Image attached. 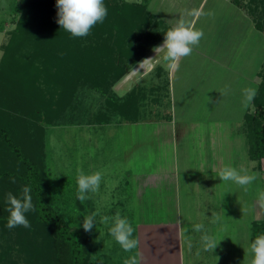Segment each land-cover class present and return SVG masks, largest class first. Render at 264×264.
Listing matches in <instances>:
<instances>
[{
  "label": "rangeland",
  "instance_id": "1",
  "mask_svg": "<svg viewBox=\"0 0 264 264\" xmlns=\"http://www.w3.org/2000/svg\"><path fill=\"white\" fill-rule=\"evenodd\" d=\"M17 1L18 0H0V65L5 52L4 47L10 40V32L12 33L16 30L20 22V13L15 12ZM109 1L140 4L139 0ZM234 1H237L240 6H243L246 12H248L249 17L254 20L258 30L264 35V0ZM143 4H146V2ZM222 5L223 3L219 0H209L204 10L203 18H201L200 21L204 22V17L210 16V18L213 17L214 20L218 22V12H214L213 10L215 7H221ZM110 13L108 11V15L103 23L97 24L91 30L90 34L85 37H72L68 32L58 26V29H55V31H59L60 29L64 37L61 39L52 38L53 43L51 45L47 44L49 41H47V39L45 40L44 36L42 39L35 38L34 41L36 44H32L25 50H22L25 51L26 54L20 52L15 55V57L12 56L11 59V53L7 51L9 54L8 60L11 61V64H16L20 61L21 67L19 65H12L11 68L7 64L6 69H9V71H13V69L20 71L23 76L30 73V75L24 77L25 79L33 76L31 75L33 74V69L40 68L41 71L43 70L45 73H48L50 70L54 71L55 68L61 67V61L58 60L54 64V67H52L53 69L48 68L52 64L50 61L53 59V57L51 58L52 49L55 50L57 47L66 48L71 50V52H73V49H78L82 50V53H84V60H79L77 64H75V62H70L71 64L68 63L69 70L66 71V74L67 72L70 73L74 80L68 82L64 87H62L64 84L60 83L58 87H55L58 89V93L66 95L62 102L58 101L55 104L54 113L46 115L48 119L44 118L43 121H39L36 118L35 106L38 103H35V101L36 98L40 99L36 94H30L29 96L26 95L20 98L13 96L12 100L9 102L13 109L11 113L13 117V119H11V124L15 125L17 129L11 131L15 138L14 140L19 148L21 150L23 149L25 156L32 157L31 159H36V161L43 163V173L47 175V183H49L51 189L56 193V197L53 199L51 198L50 203L59 214L66 219V222L74 228L82 227L81 224L84 218L89 215L87 203L91 200L94 201L93 195H95V193L96 196L100 195L101 197L94 201L96 205L97 203L99 204L95 208H98L100 212H108L112 208L110 205V202L113 200V198L110 197L112 193L110 188L112 185L117 183L126 184L129 182L128 193L129 196H132V189L138 184L137 179L141 180L143 178V181L152 182L156 180L154 177H157L158 173L169 172L170 169H173L171 154L173 153V143L168 140L171 133L155 132L158 127L151 125L128 126L125 127L123 134L119 132V134L117 133L113 136V139H108L107 137L111 132H108L109 129L104 131V129L100 127L104 125L107 126L108 124L129 122L125 117L129 115L128 105L130 103L135 107L133 114L135 110L137 111V105L144 107L146 105L147 109L145 113H143V116L150 117L147 113L153 109L154 105H156L155 99L159 97V94L152 90L153 87H155L153 86V80L156 79V77L152 69L149 71H139L137 73L135 70L152 54L156 46L163 43L164 34L170 29L163 20L155 17L151 12H149L150 16L147 20L149 21L147 24L144 23L146 17L142 14L140 16H133V20H136V31L129 33L127 38L131 39L136 35L140 37L139 40L136 39L133 43L134 48H136V46L138 47V45L143 42L141 37H145L146 33L150 35L152 39L149 45V47H151L145 59L143 58L136 64L127 63V74L116 81L114 76L117 74V67L107 64V57L105 55L107 51L101 54V51L103 53L108 45L112 46L114 43V39L108 42V38L111 35L110 27L119 19V16ZM195 28L200 30V22H198ZM114 32L115 31H111V33ZM214 34H216V31H213L211 36L204 33L201 41L206 42L209 40L211 42H216L213 36ZM236 34L239 37L248 36L247 28L241 29L240 32ZM250 36L251 44L248 46L247 41L245 51L249 52L250 62L247 75L250 76L249 85L252 86L251 77L257 76L261 71L260 67L262 66L261 63L264 58V37L257 31L255 32V30ZM129 46L130 43L128 42L124 47L129 48ZM92 51L94 55L90 54ZM160 53L164 55L163 52ZM72 54L78 56L80 53L73 52ZM162 55L161 57L163 59ZM106 67L109 68V71L106 70ZM2 71L4 72V70ZM22 75H19V77ZM217 75L220 77L217 78V80L223 84L225 80L224 73L217 70ZM34 77L35 76L32 78ZM260 78L257 79V83L259 84L258 87L262 82ZM62 81H65V79H62ZM176 82L178 87L177 91L180 88L183 89L186 87L185 84L180 86L182 85L180 83L182 82V78L179 76L176 77ZM220 82L217 84H220ZM193 84L195 83L193 82ZM245 84L248 85V83ZM238 88L240 90L238 95H233L231 93L233 97L240 95L238 101L235 102L236 108L237 105L239 107L242 106L241 101L243 100V92L241 94L243 86ZM218 89L220 91L225 90V88ZM195 96L202 99L203 94L190 95V98H195ZM47 97H49V93H47ZM181 97L182 95L179 90L177 98L180 99ZM45 99L47 100V98ZM5 102V100L0 101V103L3 104ZM227 105H230V103H225V101H223L214 108L213 104L207 105L200 101L193 102L190 100V109L187 115L194 123H198L200 120H206L200 123L201 125L196 128L204 129L206 132L212 129L215 130V133H218L220 126H211L209 122L223 120V116L229 111L227 110ZM237 111L238 110L231 111V115H233V119L235 120L236 116L239 115ZM12 128L14 129V126H12ZM235 128L239 129V127ZM227 129H229V127H227ZM190 138L192 140L190 146L188 144V147L190 149H195L197 154L202 148V144H204L205 147L209 145V140L207 138L203 142L201 140L202 138L196 139L195 132L191 134ZM241 146L244 149L243 153H231V155L224 153V166H234L237 163L244 166L248 165V159H246L248 157L247 145L241 144ZM104 152L120 153V156L118 158L112 157L111 161H115V163L111 167H106L104 169L105 173H102L103 178L100 183V187L102 185L103 188L100 189L99 187V190L95 193H87L86 195L88 198L81 202L77 197V173H74L72 168V153ZM199 153H202V151ZM14 155L15 154L11 153V164L14 162ZM198 161L199 159L197 158V162ZM116 163L117 166L115 167ZM14 164L16 163L14 162ZM255 165H257V163H255ZM15 168L16 167L11 166L12 171ZM17 168L18 170L23 169L22 166H18ZM109 171L114 172L109 173ZM256 175V180L249 185V188L247 187V191L233 182H223V189H218L221 196L220 198H222L224 202L222 208L210 207L206 209L205 207L203 209L202 205H197V203H195L199 201V199L185 190L180 193L181 205L177 206L176 215H196L197 217L198 215L209 213V210L212 208H218V214H222L223 220H225V230L231 231L236 235V237L233 235V239L230 241L232 246H234L235 243L237 244V249H234L235 251H239V253L235 255L239 257L241 252H243L242 255H245L246 258L251 260L249 244L252 241V228L255 222L261 223L264 221V208H262L258 202L259 193L264 192V160L262 161L261 168L257 167ZM182 178L183 180H189V177L186 176ZM194 178H196L195 175ZM190 182L193 181L190 180ZM157 193V191L152 192L146 190V196H144L143 202L132 207V209L135 210V215H137V222H152L153 218L151 211L153 206L150 204V201L152 200L151 196ZM102 199L106 204L100 201ZM78 200L81 203L80 206L78 205ZM188 201L194 204H187L186 202ZM163 208H167V206ZM225 239L226 237L224 241ZM240 261H243V259Z\"/></svg>",
  "mask_w": 264,
  "mask_h": 264
},
{
  "label": "crops",
  "instance_id": "2",
  "mask_svg": "<svg viewBox=\"0 0 264 264\" xmlns=\"http://www.w3.org/2000/svg\"><path fill=\"white\" fill-rule=\"evenodd\" d=\"M208 1L139 0L140 3L146 2L148 10L155 17L163 20L169 28H172L181 19L190 23L194 28L200 22V30L203 33L209 35L216 31V34L213 35L216 42L209 40L203 42L200 40L199 46L194 47L192 54L181 59L177 69H170L168 63L162 59V54H156L153 51L152 72L155 74L156 79L153 80V86L155 87L152 90L157 92L159 97L155 99L156 105L147 113L150 117L143 116L147 109L145 105V107L140 108L139 117L131 123L124 122L100 126L104 131L109 129L108 132H111L107 137L108 139H113V136L119 134V132L123 134L125 127L128 126L151 125L158 127L155 132L171 133L168 140L173 143V153H171L173 169H170L169 172L158 173V176L154 177L156 180L152 182L143 181V178L141 180L137 179L138 184L132 189V196H129L128 193L129 182L112 185L110 188L112 190L110 197L113 198L110 202L112 208L108 212H100L98 208H95L99 204L96 205L94 201L101 197L100 195L96 196V193L93 195L94 201L91 200L87 203L89 215L97 214L94 221L95 226L92 229L93 251L89 264H125V261L133 255L137 259V264H250V260L242 255L243 252L239 257L235 255L239 253V251H235L237 244L235 243L234 246L230 244L234 233L225 230V220H223L222 214H218V208H212L210 209L211 212L209 210V213L197 217L196 215H176L177 206L181 205L180 193L185 190L199 199L200 202L195 203L202 205L203 209L205 207L207 209L210 207L222 208L224 206L218 192V189H223V182L217 177L219 171L224 167V153L229 155L231 153H243L244 149L241 144L247 145L248 149L246 119L249 114L255 112L254 99L248 108L245 109L237 105V109L235 102L238 101L240 95L233 97L231 93L238 95L240 92L238 87L242 86L243 88L251 87L258 91L257 79L260 78V73L264 68L263 58L261 71L257 76L251 77L252 86H250V76L247 75L250 60L249 52L245 51L246 43L248 41V46H250V35L254 30L261 36L264 37V35L258 30L254 20L249 17L243 6H240L234 0H219L223 5L215 7L213 10L218 12V22L210 16L204 17V22H201L200 19L203 18ZM245 28H247L248 36L245 34L246 36L239 37L236 33ZM217 70L224 73L225 80L223 84L217 80V78H220L217 75ZM177 76L182 78V82H180L182 85L180 86L186 85L183 89H179L182 95L180 99L177 98L179 93V90L177 91ZM218 82L220 84H217ZM245 83H248V85ZM218 88H225V90L220 91ZM199 94H203L202 99L198 96L190 98V95ZM190 100L193 102L200 101L207 105L213 104L214 108L223 101L230 103V105H227L229 111L225 113L223 120L209 122L211 126H220L218 133H215V130L212 129L206 132L204 129L196 128L206 120L194 123L189 119L187 112L190 109ZM232 110H238L239 115L236 116V120L231 115ZM235 127H239V129ZM194 132L196 139L202 138V142L206 138L209 140V145L205 147L202 144L198 154L195 149L188 147L192 140L190 138L191 134ZM201 151L202 153H199ZM105 152L72 153L74 173H77V169H82L86 174L96 171L105 173L104 169L115 163V161H111V158L120 156V153ZM247 156L248 165L244 166L237 163L232 167L238 170L241 168L247 169L249 174H256V162L250 158L249 152ZM197 158L199 159L198 162ZM114 171H109V173ZM194 175L196 178H194ZM185 176L189 177V180H183L182 177ZM190 180L193 182H190ZM247 187L249 188V185ZM102 188L101 185L100 189ZM146 190L158 192L151 196L152 200L150 201L153 206L151 211L153 219L151 223H139L132 207L143 202ZM100 201L106 204L103 199ZM186 203L194 204L191 201ZM80 204L78 200V205L80 206ZM165 206L167 208H163ZM117 213L121 217L127 218L134 228L133 236L138 243L136 249L132 252H125L110 235L109 229L113 221H109L108 224L102 222V216L114 218ZM195 224H203L204 230L208 234L213 235L217 241L221 240L213 253L204 250L201 241L204 232L194 231ZM234 236L236 237V235ZM241 259L243 261H240Z\"/></svg>",
  "mask_w": 264,
  "mask_h": 264
},
{
  "label": "trees",
  "instance_id": "3",
  "mask_svg": "<svg viewBox=\"0 0 264 264\" xmlns=\"http://www.w3.org/2000/svg\"><path fill=\"white\" fill-rule=\"evenodd\" d=\"M104 3L109 13L111 12L110 14L114 13L119 16V19L110 27L111 35L108 42L114 39V43L112 46L108 45L103 53L101 51V54L107 51L105 54L107 64L117 67V74L114 76L117 81L127 74V63L136 64L147 57L152 40L150 35L145 33V37H141L143 42L136 48L133 43L140 37L136 35L128 39L127 35L136 31V20H133V16L142 14L146 17L144 23L147 24L150 11L148 6L143 3L111 2L109 0H105ZM15 12L20 13L19 21L21 23H18L16 30L10 32V40L4 47L5 52L0 65V101H6L4 104L0 103V264H89L93 251L92 231L85 232L82 227H71L51 205V198L56 197V193L47 183V175L43 173V163L25 156L23 149L21 150L14 140L11 131L15 130L16 126L11 124L13 109L9 103L13 96L20 98L36 94L40 97L35 101L38 103V106H35L36 118L43 121L44 118H47L46 115L54 113L55 104L58 101L62 102L66 95L58 93V89L55 87H58L59 83L64 84L62 85L64 87L68 82L74 80L70 73L66 74V71L69 70L68 63L75 62L77 64L79 60H84L85 56H83L82 50H72L74 53H80L77 56L72 54L71 50L57 47L55 50L52 49L51 58L53 57V59L50 60L52 64L48 67L53 69L54 64L60 60L61 67L55 68L54 71L50 70L45 73L40 68L33 69L31 75L35 77L32 78V76L28 79L24 77L30 73L23 76L20 71L14 69L9 71L6 69L7 64L9 67L20 66V61L11 64L7 51L11 53L12 59V56L15 57L20 52L26 54L22 50L36 44L35 38L42 39L45 36V40L49 41L47 44L51 45L52 38L61 39L64 37L60 29L55 31L59 26L56 22L55 0H18ZM111 31L115 32L111 33ZM128 42L130 46L125 48L124 46ZM90 54H93V51ZM106 68L109 71V68ZM19 75L22 76L19 77ZM260 77L262 82L254 98L255 112L247 116L245 126L249 156L257 163L258 168H261L264 160V68ZM47 93H49V97H47ZM128 106L130 107H128L129 115L125 119L133 122L139 117L142 106L137 105V111L135 110L134 114V105L132 106L130 103ZM11 153L15 154L14 162L16 164L14 162L11 164ZM11 166L16 168L12 171ZM18 166H22L23 169L18 170ZM13 179H15V183L12 182ZM24 186L30 187L32 203L35 208V211L25 214L30 227L18 226L9 229L6 227L9 216L5 210L8 207L6 194L12 192L19 197ZM252 229L253 240L256 235L264 233V221L255 222Z\"/></svg>",
  "mask_w": 264,
  "mask_h": 264
},
{
  "label": "clouds",
  "instance_id": "4",
  "mask_svg": "<svg viewBox=\"0 0 264 264\" xmlns=\"http://www.w3.org/2000/svg\"><path fill=\"white\" fill-rule=\"evenodd\" d=\"M57 8V24L61 29L68 32L72 37H85L90 34L91 30L100 23H103L108 15V9L104 0H56ZM203 31L194 28L190 23L181 19L164 34V40L161 45L156 46L153 51L156 54L163 52V59L168 63L170 69H177L182 58L190 56L194 47L199 46L200 40L203 38ZM157 56V55H156ZM148 60V59H147ZM243 100L241 101L243 108H248L257 94V90L251 87L244 88ZM222 182H233L247 191V186L251 185L257 178L255 173L249 174L247 169H237L230 165L224 166L218 173ZM103 176L100 171L86 174L82 169H77V185L78 199L83 202L88 198L89 192L95 193L99 190ZM15 183V179L12 180ZM31 189L24 186L21 189V195L17 197L12 192L6 194L5 209L8 213L6 227L9 229L23 226L29 228L30 223L26 218V213L35 211L32 203ZM258 202L264 208V192L259 193ZM93 213L84 218L81 224L85 232H91L95 226V216ZM113 221L110 227V235L116 243L125 252H132L137 247V240L134 238V228L119 213L114 218L104 216L102 222L108 224ZM194 231L204 232L201 241L205 251L214 252L221 240L217 241L213 235L208 234L204 230L203 224H195ZM249 252L251 254L250 264H264V233L258 234L249 244ZM218 258V257H217ZM125 264H137V259L133 255Z\"/></svg>",
  "mask_w": 264,
  "mask_h": 264
},
{
  "label": "bare ground",
  "instance_id": "5",
  "mask_svg": "<svg viewBox=\"0 0 264 264\" xmlns=\"http://www.w3.org/2000/svg\"><path fill=\"white\" fill-rule=\"evenodd\" d=\"M148 59V60H147ZM152 59H153V54H151L149 57H147L140 65L139 67L135 70V72L139 71H149L152 69Z\"/></svg>",
  "mask_w": 264,
  "mask_h": 264
}]
</instances>
